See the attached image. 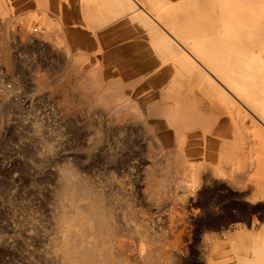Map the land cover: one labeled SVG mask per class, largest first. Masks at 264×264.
I'll return each instance as SVG.
<instances>
[{
	"label": "rangeland",
	"instance_id": "374dc122",
	"mask_svg": "<svg viewBox=\"0 0 264 264\" xmlns=\"http://www.w3.org/2000/svg\"><path fill=\"white\" fill-rule=\"evenodd\" d=\"M138 1L148 10L144 0ZM118 15L114 0H0V264H56L51 255L58 240L54 217L60 209L62 165L74 167L103 189L108 203L115 206L123 264H143L151 251L149 264H249L264 252V141L256 140L252 129V157L238 163L229 160L232 149L224 139L233 138L232 130L220 131L226 127L225 114L197 128L213 142V158H194L195 146L190 143L185 151L189 168L175 165L185 175V185L172 181L163 191L159 183L166 178H156L152 172L153 135L132 118L134 108L124 119L108 108L62 100L59 89L76 82L66 74L77 68L90 72L96 65L105 74L104 82L134 83L127 92L138 97L140 81L147 78L126 75L145 74L147 63L156 64L152 49L157 43L152 36L157 32L149 22L150 28L143 20H118ZM71 30L76 34L72 36ZM3 36H10L8 47L1 43ZM151 37L156 45L152 49ZM36 128L54 146L53 155L42 156ZM254 133L256 137L251 136ZM217 163L221 164L214 167ZM158 164L160 169L167 167L164 159ZM245 164L254 169L252 175L236 178ZM243 224L262 235L229 237Z\"/></svg>",
	"mask_w": 264,
	"mask_h": 264
},
{
	"label": "bare ground",
	"instance_id": "6f19581e",
	"mask_svg": "<svg viewBox=\"0 0 264 264\" xmlns=\"http://www.w3.org/2000/svg\"><path fill=\"white\" fill-rule=\"evenodd\" d=\"M114 1L119 11L116 19L143 20L146 24L149 22L151 26H155L157 36L152 37L156 40L157 47L152 37L153 44H150L151 49L153 45L157 48L152 49L158 58L156 64L155 61L152 62L154 65L147 63L145 74L126 75L133 79L137 76L139 79L147 78L145 81H140L142 78L139 80L141 85L139 91L135 93L138 96L135 99L127 92L128 85L131 86L132 83L130 80H128L130 84L126 81V83L122 82L125 83L124 86L121 84L122 87L119 86L120 82L110 79L104 82L105 74L98 65L96 68L99 69L94 68L95 63L94 70L90 67L92 70L90 72L84 68L85 71L81 72L79 68L78 71L70 68L68 70L72 72L67 70L66 77H75L76 82L70 87L59 89L62 100L67 103L77 100L82 106L89 108H108L114 116H121L124 119L127 118L129 110L134 108L136 113L132 114V118L140 120L143 123L142 127L145 126V129L153 135L152 172L156 178L157 176L166 178L163 182H158L160 189L168 188L169 182L172 181L178 186L185 185L182 176L184 174H180L181 170L179 171L175 165L186 170L189 168L187 165L190 159L188 152L185 151L190 143L195 146L194 151L191 152L194 158L210 159L213 156V142L208 141L197 128L221 118L224 114L227 117L226 127L220 131L224 133L231 129L233 133L231 140L228 137L224 138L227 139L225 144L232 149L230 150L232 154L228 149L232 155L229 160L237 159L239 163L241 159L243 162V159L251 158L254 144L251 145L250 129L258 137L255 133L251 136L256 137V140L262 138L260 140L264 141V0H144L148 10L138 0ZM72 32L74 31L71 30L73 36ZM9 38L10 36H3L1 40L3 46L9 43ZM3 49L7 52L6 47ZM151 69L154 71L148 72ZM115 85L119 88L116 86L114 89ZM109 87L112 89H108ZM36 132L43 147L42 156L44 158L51 156L55 151L54 146L41 136L40 128H36ZM216 133L215 136L223 137L220 132ZM222 143L224 144L223 141ZM228 152H225L227 158ZM223 155L221 158L225 159ZM160 159L167 162L164 170L157 166ZM225 163L228 165L227 160ZM218 164L221 163L214 164V167ZM232 165L231 167L234 166ZM249 165H246L236 178L251 174L254 169ZM58 172L60 179L57 192H59L60 209L56 211L54 217L58 240L55 239L53 245L52 260L56 264H123L126 259L122 248L124 245H121L120 239L118 240L121 232L118 215L115 206L108 203L106 192L92 185L72 166L62 165ZM114 201L112 202H118ZM124 213L128 215L126 211ZM237 229L239 230L237 232L234 230V234L229 237L239 235L254 237L256 234L255 228L249 229L244 224ZM137 231L143 234L140 229ZM259 235L262 234L257 233L255 236ZM145 257L147 260L143 264H149V259L154 257L153 251L147 252ZM253 260H248L249 264H264V252Z\"/></svg>",
	"mask_w": 264,
	"mask_h": 264
}]
</instances>
